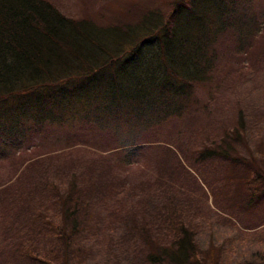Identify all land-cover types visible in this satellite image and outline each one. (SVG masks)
Masks as SVG:
<instances>
[{
	"label": "trees",
	"instance_id": "obj_1",
	"mask_svg": "<svg viewBox=\"0 0 264 264\" xmlns=\"http://www.w3.org/2000/svg\"><path fill=\"white\" fill-rule=\"evenodd\" d=\"M169 1L118 28L69 17L49 0H0L6 264H227L226 253L234 264H264V145L249 142L261 126L249 128L239 110L237 126L192 141L189 152L145 136L197 103L222 44L239 62L249 57L264 0ZM67 125L92 130L90 143L111 139L101 148L84 141L93 162L82 154L60 167L65 149L45 148ZM152 150L168 156L161 177L128 181ZM220 217L231 227L222 235L213 232Z\"/></svg>",
	"mask_w": 264,
	"mask_h": 264
},
{
	"label": "rangeland",
	"instance_id": "obj_2",
	"mask_svg": "<svg viewBox=\"0 0 264 264\" xmlns=\"http://www.w3.org/2000/svg\"><path fill=\"white\" fill-rule=\"evenodd\" d=\"M49 1L61 13L74 19L91 20L97 23V25L118 28L139 23L140 18L146 11H166L170 9L169 0ZM262 33H260L262 35L259 36L253 48L249 51L248 60L245 59L243 62H239L234 56L232 52L233 45L222 44L220 48V51H222L221 60L216 66L215 77H212L211 81L206 85L197 88V103L189 108L182 118L173 119L167 124L160 125L146 134L147 139L151 140L154 137H158L164 141L171 140L176 150L181 148L185 152H189L192 141H202L210 138L212 135L219 137L224 131L237 126L239 110L244 113L247 126L249 128L261 126L258 130L261 132L260 136H264V68L262 69L261 67L262 62H264V31ZM92 135V130L89 131L84 127L78 126V128H75L67 125L60 133L47 138L48 142L46 145L50 148L45 149L53 152H58L62 148L65 149L66 152L63 153L64 156L62 159L56 161L60 167L62 165L73 166L78 164L76 162H79L78 158L82 154L84 157H87L80 156L83 164L87 161L93 162L91 160L92 152L86 153L88 152V148H83L85 146L84 141L91 148H95V144L98 148H101L107 143L108 139H111V136L109 134L96 135L90 143L89 137ZM260 136H255L257 139L253 137L249 140L251 148L256 147L260 143L264 145V137L263 140H258ZM165 147L167 145L162 144L159 148ZM94 155L97 154L94 152ZM147 162V166L142 168V170H140L142 166L133 167L137 168L134 169L136 174L128 175L127 180L138 184L146 177L149 178V175L155 179L160 178L163 167L168 164V156L161 150H152L148 153ZM114 163H112L110 168L116 172L118 171L116 168L119 169L120 165ZM217 172L223 173L219 169ZM103 173L108 175V168L103 169ZM172 182L174 183V180ZM193 199L198 204L195 198ZM209 204L211 205V199L208 198ZM250 218V221L252 220L255 223L254 218L252 216ZM218 219L219 221L216 222L218 226L215 224V230L213 232L218 231L222 235L224 230L227 231V228L229 229L231 227H229L226 217H220ZM204 233L206 234V232ZM228 235L231 239L234 237L233 233H228ZM229 237L221 236V242L225 239H230ZM224 256L228 258L226 259L227 264L235 263L236 257H232L227 253ZM0 264H6V260L0 258Z\"/></svg>",
	"mask_w": 264,
	"mask_h": 264
}]
</instances>
